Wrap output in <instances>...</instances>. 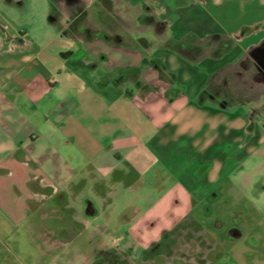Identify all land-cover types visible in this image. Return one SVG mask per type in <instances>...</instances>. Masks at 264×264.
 <instances>
[{
  "label": "crops",
  "instance_id": "1",
  "mask_svg": "<svg viewBox=\"0 0 264 264\" xmlns=\"http://www.w3.org/2000/svg\"><path fill=\"white\" fill-rule=\"evenodd\" d=\"M94 1L99 0H64L61 8L57 0H0V244L13 222L27 220L33 234L38 233L35 216L42 201L57 191L76 198L79 186L86 184L85 177L74 182L81 162L60 168L49 138L38 127L42 97L57 90L60 93L55 99L53 94L43 112L59 118L66 143H75L79 136L86 155L102 151V143L90 148L84 138L92 128L87 122L93 111L91 85L122 89L107 133L116 135L119 152L143 146L152 153L158 164L146 177L167 186L156 197L153 191L139 196L135 192L143 207L133 208L123 222L134 238L115 247L103 241L100 248L119 251L134 244L133 239L146 247L162 229L186 232L195 226L201 231L199 222L187 217L193 204L218 199L221 184L230 183V176L239 192L248 195L244 200H254L257 210L262 209L264 118L255 119L243 108L229 110L226 103L218 106L215 98L207 101L199 95L204 89L233 85L245 89L246 95L264 89V0H101L140 10L141 21L152 29L151 37L126 34V39L81 26ZM65 8L69 20L58 27L57 14L63 15ZM76 22L78 31L65 30ZM156 22L164 24L162 30ZM62 39L77 44L58 46ZM220 40L230 45L214 55ZM176 42L196 47L194 58L174 48ZM82 69L85 74L77 71ZM100 102L104 105L98 100L96 108ZM127 103L136 112H127ZM151 126L156 129L153 135ZM121 173L113 169L111 181L93 180L95 198L88 197L100 200L97 217L105 216L104 228L96 225L93 231H115L121 221L114 215L130 208L114 211L115 185L137 191L146 181L136 167ZM215 221L220 225L213 224L215 228H224L222 218L216 216ZM258 221L255 230L263 232L264 223ZM234 227L239 234L230 238L241 237L243 231ZM46 242L54 244L47 237Z\"/></svg>",
  "mask_w": 264,
  "mask_h": 264
},
{
  "label": "rangeland",
  "instance_id": "2",
  "mask_svg": "<svg viewBox=\"0 0 264 264\" xmlns=\"http://www.w3.org/2000/svg\"><path fill=\"white\" fill-rule=\"evenodd\" d=\"M62 2L64 3V0ZM62 2L57 0V3L61 4V8L64 6ZM63 11V15H61L62 13L57 14L58 27L67 25L65 22L69 20L67 17L71 14L66 8ZM140 15V10L130 9L124 4L99 0L94 1L89 9L86 10L83 18H81V26H87L91 32H95L98 29L109 34L120 33L123 34L125 39L127 38L126 34H130L132 38L140 34L151 37L152 29L141 21ZM76 24L78 23L76 22L73 26L70 25V28H65V30L78 31L80 24ZM61 43H69L71 46L77 44L76 41H68L67 39L59 40L58 46ZM82 70L77 71L85 74L86 70ZM245 91V89L233 85L230 88L204 89V91H200L199 96L200 99L204 98L207 101L215 98V104L218 106L226 103L229 110L240 108L249 110L255 119L263 121L264 89H253L254 92H250L247 95ZM59 93L57 90L51 91L42 97L43 108L40 106L41 116L38 129L49 138L54 148V160L60 168L64 169L70 162H81L79 174L74 177V182H77L81 177H85L86 184L83 187L80 185L76 198L69 200V205L77 210V220L85 219L80 210L81 199L85 196H95L94 179H98L100 182H109L111 181V171L113 169H119L122 172L121 174L125 175L126 171L136 167L143 175L142 180H146L140 183L141 185H139L140 187L137 191L130 189L131 186L129 189H124L121 185H115L118 190L114 192L116 209L114 211L119 213L124 206H130V208L128 207L129 209H124L126 210L124 213L126 217H122L123 215L121 214L118 216L114 215L113 219L118 222L121 221L117 229L115 231H98L100 234L99 238L95 237L93 242L91 241L87 244L88 246L92 244L99 245L105 241L112 247H115L116 244L122 245L125 241L132 240L131 235L127 231L128 223L123 222L125 219H129V214L133 208L143 207L142 201L135 198V192L139 196L140 194L144 195L149 191H153V195L156 197L160 195L163 188L167 187L162 185L161 180L158 178L153 177L150 181L146 177L147 173H154V168L158 164L157 160L152 153L145 151L143 146L136 147L135 151L128 148L125 152H119V146L115 143L116 135L107 133V125L114 123L112 111L116 107V102L120 100L122 89L113 87L101 88L95 85L90 87L92 96L89 103L93 111L88 115L87 122L92 128L89 129L84 138L90 148L96 142L102 143L104 146L102 151L96 154L93 153L92 156L89 153L86 155L84 152L79 136L75 143H66L68 136L65 127L59 124V118L57 119L54 116L52 118L49 114L43 112L44 109L49 107V100L53 98V94L55 99ZM98 100H102L104 105H101L100 102V106L96 108ZM125 106L127 112H136L129 103L125 104ZM45 113L49 118L45 119L43 116ZM52 125L53 128L51 127ZM93 125L97 126L94 127ZM150 129L149 134L153 135L156 129L153 126ZM117 153L120 156L118 158H116ZM117 175L120 174L117 173ZM230 177V183L221 184L223 194L218 199L213 201L200 199L193 204L187 217L198 221L202 227L201 231H195V226L189 229L186 228L188 230L181 232V237L177 239V245L172 246L166 243V249L163 253L145 251L143 243L133 239L134 246L129 257L132 264H264V231L257 232L255 230L258 220L259 224L264 223V206L261 207L262 209L257 210L255 204L258 203L255 202L253 204L254 200H249V202L244 200V197L248 195L241 194L237 186L231 183L234 176ZM97 186L99 188L104 187L103 184H98ZM96 202L101 204L98 198ZM46 210V207H43L40 210V214ZM216 216L222 218L224 222L223 229L214 227ZM66 219L68 220L69 217L65 216L64 210H62L55 220L58 225H61L60 223H63ZM35 221L40 226L38 233L34 232V234L27 220L13 222L9 226L10 234L3 237V245L0 244V264H90V258L77 254L80 249L79 246L87 237L91 236L92 229L96 225L105 224V216L100 215L93 219L90 218L88 219V228L79 229L80 231L74 230V239H76L74 242L67 244L57 243L56 245H49L46 242L47 236L44 233V230H46L44 227H48V218L43 215H36ZM234 226L243 231L241 237L233 239L227 234V231ZM101 228H104V225L100 227V230ZM155 234L153 236H156ZM14 238L17 241L20 252L18 257L14 256L16 251L13 246L15 245ZM124 248L126 250L127 246ZM103 251L104 254L108 253L110 256L107 260L110 259V262L116 261L117 258L114 252L117 250L103 248ZM120 251L123 255V250ZM107 260L103 259V263L112 264Z\"/></svg>",
  "mask_w": 264,
  "mask_h": 264
},
{
  "label": "flooded vegetation",
  "instance_id": "3",
  "mask_svg": "<svg viewBox=\"0 0 264 264\" xmlns=\"http://www.w3.org/2000/svg\"><path fill=\"white\" fill-rule=\"evenodd\" d=\"M69 200L66 194L63 191H57L54 193L52 197H50L48 200L42 201V207H46V211L39 215H43L46 218H48V227H44L46 230H44V233H46V236L48 239L51 240V242H54L56 245L57 243H72L76 239H74L75 232L74 230L84 229L88 228V224L85 221H88V219H93L98 216V209L96 207V202L94 199L85 196L83 199H81V206L80 210L82 211V215L85 219L83 220H77V210L69 205ZM49 206V207H48ZM48 207V208H47ZM40 209V210H41ZM64 210V215L69 217V219L64 221L63 223H60L61 225H58V222L55 220L56 216L59 215V212ZM48 211V212H47ZM126 210H123L122 217H126L124 215ZM216 223L217 227H220L217 222H214V225ZM40 226V225H39ZM73 229V230H72ZM80 231V230H79ZM181 230L179 228H173L172 230L168 229H162L160 232V235L157 239L152 240L148 243V245L144 248L145 251H156V252H165L166 249V243L176 246L177 245V239L181 237ZM227 234L230 236L232 235H238L239 232L235 227L230 228L227 231ZM99 232L98 231H92L91 236L87 237L85 241H83L79 246L80 249L78 250L77 254H80L82 256H86L87 258H90V264H104L103 259L107 260L108 257L110 258L108 253L104 254L103 248L99 247L98 245H90L88 246V242H93L95 237L99 238ZM132 236V234H131ZM134 238V236H132ZM98 241V240H97ZM100 241V240H99ZM134 244H130L127 246L126 250L123 248V255L121 251L114 252V255L116 256L115 262H110V259L107 260L109 263L112 264H132L129 257L131 255V250L133 249ZM90 247V248H88ZM104 254V255H103ZM123 257V258H122ZM102 258V259H101Z\"/></svg>",
  "mask_w": 264,
  "mask_h": 264
},
{
  "label": "trees",
  "instance_id": "4",
  "mask_svg": "<svg viewBox=\"0 0 264 264\" xmlns=\"http://www.w3.org/2000/svg\"><path fill=\"white\" fill-rule=\"evenodd\" d=\"M53 9V8H52ZM156 28L158 30H162L164 27V24L161 22H156L155 24ZM230 45V41L229 40H220V45L218 46V48L214 51H212V53L214 55H217L220 53L221 50L228 48ZM173 47L188 54L190 57H193V50H195V52L198 50L196 47L193 48V46H191L190 44H188L187 42H176L173 44Z\"/></svg>",
  "mask_w": 264,
  "mask_h": 264
}]
</instances>
